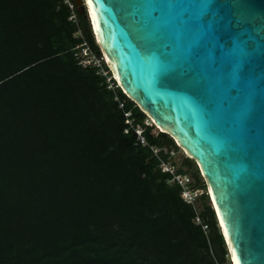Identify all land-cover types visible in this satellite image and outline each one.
I'll use <instances>...</instances> for the list:
<instances>
[{"label": "trees", "instance_id": "1", "mask_svg": "<svg viewBox=\"0 0 264 264\" xmlns=\"http://www.w3.org/2000/svg\"><path fill=\"white\" fill-rule=\"evenodd\" d=\"M69 14L63 0H0V264H231L209 195L206 235L124 114L149 145L178 151L174 139L77 64ZM180 165L207 189L193 160Z\"/></svg>", "mask_w": 264, "mask_h": 264}, {"label": "water", "instance_id": "2", "mask_svg": "<svg viewBox=\"0 0 264 264\" xmlns=\"http://www.w3.org/2000/svg\"><path fill=\"white\" fill-rule=\"evenodd\" d=\"M122 92L205 181L231 264H264V0H74Z\"/></svg>", "mask_w": 264, "mask_h": 264}, {"label": "built area", "instance_id": "3", "mask_svg": "<svg viewBox=\"0 0 264 264\" xmlns=\"http://www.w3.org/2000/svg\"><path fill=\"white\" fill-rule=\"evenodd\" d=\"M63 3L69 9L68 20L75 25L76 32L74 36L79 38L80 43L74 48V58L77 64L83 69H92L96 72L97 75L103 77L107 84V88L113 90L118 87L117 84H114V79L111 75V72L107 68L103 55L97 54L94 52L88 43L83 39L82 32L78 28V19L76 10L78 6L74 0H63ZM116 83V82H115ZM119 107L122 108L123 104L120 103ZM126 120L125 123L129 126L128 128L133 130L136 135V140L139 145L142 147L149 148L151 156L157 160V167L161 173L167 174L169 178L167 179V184L169 186H177L180 189V198L187 204L191 205L195 211L193 218V223L196 226H200L204 234H208L209 227L204 223L200 216V210L198 208V203L201 200V197L204 196L207 192V189L195 187L194 179L185 173H180L178 171L179 165L176 162V151L168 150L166 148H157L148 144L144 138L143 131L144 127L141 125L133 124V118H131V112H126L124 114ZM152 124L150 119L144 121V126H150ZM125 133L128 132V129L124 130Z\"/></svg>", "mask_w": 264, "mask_h": 264}, {"label": "rangeland", "instance_id": "4", "mask_svg": "<svg viewBox=\"0 0 264 264\" xmlns=\"http://www.w3.org/2000/svg\"><path fill=\"white\" fill-rule=\"evenodd\" d=\"M185 156H186V155H185V153L183 152L182 149L179 148V150L176 151V162H178V165H179V166H181L180 163H181V161L183 160V158H184ZM198 208H199V210H201V208H202L200 202L198 203Z\"/></svg>", "mask_w": 264, "mask_h": 264}]
</instances>
